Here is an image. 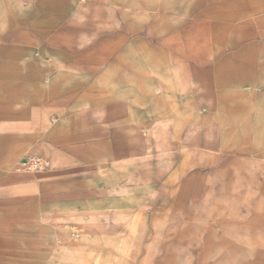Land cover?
Instances as JSON below:
<instances>
[{"label":"crops","instance_id":"0c3cea01","mask_svg":"<svg viewBox=\"0 0 264 264\" xmlns=\"http://www.w3.org/2000/svg\"><path fill=\"white\" fill-rule=\"evenodd\" d=\"M255 8L264 0H118L113 19L88 2L0 0V264H89L127 240L140 248L142 235L158 250L190 170L213 186L197 197H264V40L216 54L150 49L147 65L125 48L148 17L204 25L210 9L209 23L234 30ZM95 35L118 42L117 65L85 45ZM26 157L48 167L23 171ZM229 234L223 248L264 255V229Z\"/></svg>","mask_w":264,"mask_h":264},{"label":"rangeland","instance_id":"374dc122","mask_svg":"<svg viewBox=\"0 0 264 264\" xmlns=\"http://www.w3.org/2000/svg\"><path fill=\"white\" fill-rule=\"evenodd\" d=\"M87 2L94 5L95 16L104 12L106 17L107 13H110L109 18H117L118 0H76L79 6ZM158 2L165 3L166 0H158ZM109 7L112 10L108 11ZM250 13L251 15L244 20L245 25L240 24L237 25V28L235 27L234 30L237 33L235 38H231L235 31L230 26L219 27L209 23L210 9L201 11V14L205 15L204 22L206 24L204 25H188L189 22L191 23V20L188 19L167 21L165 14L161 13L157 15V20H155V16H152V19L149 17L147 20L143 19L145 22L141 24V31H139L141 40L127 41L125 48L126 50H140L143 54L142 61L147 65L150 49L163 52L180 49H204L216 54L218 51L230 50L240 45L256 44L264 40V10L255 8ZM111 26V32H114ZM168 35H173V39L167 38ZM185 37H188V40H185ZM102 39H97L95 35L94 41L85 45L89 48L109 50L110 65H117L118 42L106 43ZM120 49L123 50V46ZM199 172L207 173L208 171L190 170L184 175V184L174 188L175 194L187 193L189 197H173L174 228L170 229V233L164 235L162 244L158 245L161 246L158 250L145 249L147 246L146 235H142L140 248H134V244L127 240L125 248L100 251L96 253L94 260L89 264H149L148 258L153 257L155 259L153 264H198L200 259L207 264H212L213 259L219 257L237 256L239 261L246 258L260 259L264 257L261 255V250L231 251L223 248L225 245L229 246L228 243L223 242L226 239L229 241L231 227L238 228L239 239L245 237L240 233L247 229L254 231L264 229V197H241L240 195L239 197H197L199 193L213 192V186L208 182L205 184L203 178H199ZM236 172L242 174L246 171L238 169ZM250 172L254 173L255 171ZM180 182H182L181 179ZM230 189V185L225 186L222 193L227 190V194H229ZM232 189L235 190L234 187ZM252 189L251 187V192ZM234 194L236 195V192ZM235 211L236 215H234ZM231 213L234 215L232 218L230 217ZM214 231H217L216 234ZM214 234L223 241L220 250L214 249Z\"/></svg>","mask_w":264,"mask_h":264},{"label":"built area","instance_id":"2783aa9c","mask_svg":"<svg viewBox=\"0 0 264 264\" xmlns=\"http://www.w3.org/2000/svg\"><path fill=\"white\" fill-rule=\"evenodd\" d=\"M47 167V161L43 158L37 157H26L21 163V169L26 172H38Z\"/></svg>","mask_w":264,"mask_h":264}]
</instances>
